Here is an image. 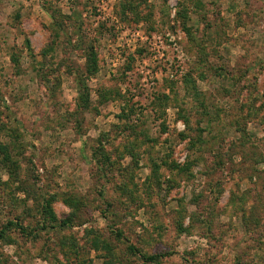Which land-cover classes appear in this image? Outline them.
I'll return each mask as SVG.
<instances>
[{
    "label": "rangeland",
    "instance_id": "rangeland-1",
    "mask_svg": "<svg viewBox=\"0 0 264 264\" xmlns=\"http://www.w3.org/2000/svg\"><path fill=\"white\" fill-rule=\"evenodd\" d=\"M5 229L0 264H264V0H0Z\"/></svg>",
    "mask_w": 264,
    "mask_h": 264
},
{
    "label": "trees",
    "instance_id": "trees-1",
    "mask_svg": "<svg viewBox=\"0 0 264 264\" xmlns=\"http://www.w3.org/2000/svg\"><path fill=\"white\" fill-rule=\"evenodd\" d=\"M14 224H9L8 227H12ZM65 225V224H63ZM6 229L0 232V239L3 237L4 233H5ZM119 237H122L121 234H118ZM133 251H136L135 249H133ZM163 256L162 255H156V256H150V257H144L143 259L148 262V263H154L160 259H162Z\"/></svg>",
    "mask_w": 264,
    "mask_h": 264
}]
</instances>
